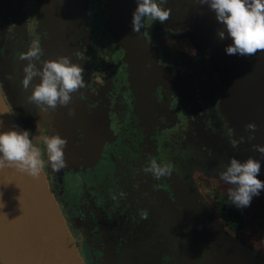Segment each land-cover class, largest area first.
Returning a JSON list of instances; mask_svg holds the SVG:
<instances>
[{"label": "rangeland", "instance_id": "374dc122", "mask_svg": "<svg viewBox=\"0 0 264 264\" xmlns=\"http://www.w3.org/2000/svg\"><path fill=\"white\" fill-rule=\"evenodd\" d=\"M124 1L129 11H115L110 4L108 17L95 16L91 6L87 15L81 13L86 37L95 34L96 57L106 54L104 63H93L103 68L105 78L95 80L101 81V98L109 106V131L100 136L107 143L83 181L113 219L118 255L128 257L136 248L149 252L139 253L148 264H264V191L249 207L237 209L228 196L234 186L219 178L230 159L251 157L261 163L257 178L264 181V155L253 149L264 147V52L245 57L246 65L237 61L239 55H227L233 41L225 26L198 1L186 15L170 12L159 23L156 48L141 30L133 32L137 3ZM163 6L173 9L169 0ZM218 30L225 31V39ZM14 72L15 67L9 79ZM8 106L19 127L22 122L34 130L35 119L25 121L12 103ZM30 107L35 116L40 113ZM250 123L255 132L246 130ZM241 138L245 142L233 147ZM152 160L167 166L169 174L157 179L146 173ZM77 181L71 178L64 192L72 207L78 206L82 179Z\"/></svg>", "mask_w": 264, "mask_h": 264}, {"label": "clouds", "instance_id": "9594fccd", "mask_svg": "<svg viewBox=\"0 0 264 264\" xmlns=\"http://www.w3.org/2000/svg\"><path fill=\"white\" fill-rule=\"evenodd\" d=\"M201 6L207 5L215 12L216 20L225 26L228 37L233 43L225 48L227 55H239L251 57L258 52H264V0H198ZM137 7L132 13V30L139 33L144 27L145 20L164 24L170 17V9L163 5L165 0H136ZM220 40L225 39V31L218 30ZM43 50L38 42H33L31 48L21 55V60L29 61L24 67L23 88L29 89L35 77L40 78V83L32 87L28 96V103L34 104L40 111L55 110L57 106L68 108L72 101L71 93L85 88L83 79L84 69L78 64H72L67 56H59L54 61L43 62V67L37 69L33 60L40 62ZM68 115H74V110L68 108ZM246 130L256 131L255 124L246 125ZM37 131L42 133L41 128ZM254 136H249L251 141ZM45 146L48 163L54 172H59L66 165L64 148L67 140L56 135L33 136L30 132L15 130L0 133V171L6 168H14L20 173L33 178L40 175L45 166L41 158V148L37 143ZM245 142L243 138L233 141L232 146L238 147ZM253 149L264 155V147L253 145ZM146 173L159 179L169 174L167 166L157 164L152 160L151 166L144 169ZM261 171V163L253 158L244 162L236 158L230 159L224 170L219 173V178L225 184L232 185L228 191L229 200L237 209L250 206L254 197H258L264 191V181L258 179ZM2 196V193H0ZM6 207L0 201V208Z\"/></svg>", "mask_w": 264, "mask_h": 264}, {"label": "flooded vegetation", "instance_id": "af4514ba", "mask_svg": "<svg viewBox=\"0 0 264 264\" xmlns=\"http://www.w3.org/2000/svg\"><path fill=\"white\" fill-rule=\"evenodd\" d=\"M51 1L52 0H0V63H4L5 65L11 63L13 69L15 67V76H19L20 74L18 73H21L24 67L29 63V61L21 60V55L31 48L33 42H38L43 50L40 62H36L35 60L32 61L37 69L42 70L43 62L54 61L58 58L56 56L59 54L57 50L58 27L53 22V18L47 8V4ZM87 1L88 3L86 0H73L77 21L83 20L84 27L82 32L78 33L77 50L75 54H69L67 57L71 59L72 64L82 66L86 74V76L83 77L86 85L85 88H81L70 94L72 96V101L68 105V108L74 110V115L69 116L68 108L58 105L55 110L49 109L48 112H42L36 107L40 113L36 116L32 113L30 116V119L33 118L35 119L34 121H37L36 128L39 125L43 135L51 136L58 133L62 139L67 140V145H70L73 149V154H75L76 162L79 165L78 169L76 172L71 169L64 170L60 179H56L53 174L60 195L54 187H51L55 192V196L57 198L61 196L66 201L67 207L72 210L75 215L79 214L82 193L85 191V182L83 181L84 175L90 172L96 163L98 164V152L101 150V147L107 143V141H105L103 142L104 144H102L100 136L109 131V106L105 104V100L103 103L101 98L103 91L100 83L101 81L95 80H102V78H105V75L103 74V68L93 63L95 59L99 60L100 63H104L106 54H104L105 56L96 57L95 40L94 37H92L95 36V34L92 31L89 33L91 40L87 38L88 36L86 37L85 32L87 28L85 26L87 21L84 17H81V13L87 15L90 11L89 7L91 6V8H95V13H93L95 16H97L99 12V16L106 15V17H108L112 13L109 10L112 0ZM134 1L136 0H131L132 5H134ZM157 2H159V0H157ZM131 10H133V8ZM159 29V22H149L148 20H145L144 27L141 29L147 42L152 43L156 48L158 45ZM86 43H88V48L86 47ZM89 74L91 75V81L88 83L86 78ZM37 79L40 78L35 77L33 81ZM1 87L2 84H0V88ZM9 103L11 105V102ZM9 103L7 100V106ZM30 108L32 109V107ZM20 129L22 131L28 130L31 135L34 134V136H36L34 130H30V128H27L22 122ZM92 135L94 136L93 138ZM63 151L65 155L67 148L65 147ZM71 178L74 179L76 184L78 178L82 179L79 183L77 207L70 206L64 195L65 189L70 187ZM116 186L114 190H118L119 187L116 188ZM86 197H89L88 193H86ZM75 241L79 250L78 246L80 245L77 240Z\"/></svg>", "mask_w": 264, "mask_h": 264}, {"label": "water", "instance_id": "95a60500", "mask_svg": "<svg viewBox=\"0 0 264 264\" xmlns=\"http://www.w3.org/2000/svg\"><path fill=\"white\" fill-rule=\"evenodd\" d=\"M173 1L178 8L198 0ZM111 4L115 11L130 9V3L124 0H112ZM47 8L58 27V53L60 56L74 55L84 21H77L73 0H52ZM241 60L246 65L245 57L237 59ZM245 72L246 66L243 86L247 83ZM12 130L22 131L0 93V133ZM0 193V201L6 204V207L0 208V264H85L43 170L36 178L14 168L0 171ZM102 226L111 250L113 235L104 222Z\"/></svg>", "mask_w": 264, "mask_h": 264}, {"label": "trees", "instance_id": "16d2710c", "mask_svg": "<svg viewBox=\"0 0 264 264\" xmlns=\"http://www.w3.org/2000/svg\"><path fill=\"white\" fill-rule=\"evenodd\" d=\"M56 56L59 57L60 54ZM70 62L72 63L71 59ZM0 68V84H2V89L0 88V93L4 98V101L5 99L8 100V97L10 96L11 101L9 102L12 103L13 101V110L17 113H20L24 117L25 121L30 120L32 109L29 108L30 104L28 103V96L31 94L32 87L41 82L40 79L33 81L29 89L25 90L23 88V79L20 76L21 73H18L20 74L19 76L14 75L12 79L8 78L9 73H13V68L11 69V63L9 65L0 63ZM84 76H86L85 70L83 73V77ZM15 122L17 123L16 120ZM34 132L36 136L42 134L37 131L36 126L34 127ZM34 143L37 142L34 141ZM37 146L40 147L42 151L41 158L45 161V166L42 170L48 178L50 189L54 196L55 192L52 187H54L60 195L59 188L55 182L54 175L56 179H60L63 174V171L66 169H71L76 172L79 165L76 162V156L75 154H73V149L70 145L66 146L67 151L65 154V161L67 166L59 172H54L49 166L45 146L39 143H37ZM86 193L89 194V197H86ZM55 198L66 220V224L70 233L75 238V240H77L79 245L83 247V249H81L83 250V253L81 255L80 252V255L84 260L85 264H148V261H146L147 259H143V257L139 254L142 252L148 256L149 252L145 250L139 252V250L135 248L132 252L130 251L128 257L118 255V244L120 242V236L118 235V232L116 231L113 225V219H111V216L109 214L104 213V209L96 204L95 198L89 192L83 191L82 193V200L79 206L78 215H75L72 210L67 207L66 201L61 196H59L58 198L55 196ZM113 217L118 218L119 215ZM224 217L225 223L230 225L231 218L228 213H225ZM103 222L109 227V230L111 231L114 238V244L111 250L109 249L108 239L103 230ZM118 256L121 259L120 263L119 260H117V258H119Z\"/></svg>", "mask_w": 264, "mask_h": 264}, {"label": "crops", "instance_id": "0c3cea01", "mask_svg": "<svg viewBox=\"0 0 264 264\" xmlns=\"http://www.w3.org/2000/svg\"><path fill=\"white\" fill-rule=\"evenodd\" d=\"M191 1V0H190ZM169 2H171V6L173 7L172 9V13L174 14H177V15H186L187 14V11H189V7H191L192 3L191 4H187V7H186V4L179 6L178 8L175 7V3L173 0H169ZM180 2V1H179Z\"/></svg>", "mask_w": 264, "mask_h": 264}]
</instances>
